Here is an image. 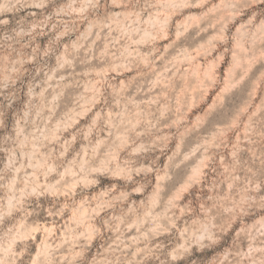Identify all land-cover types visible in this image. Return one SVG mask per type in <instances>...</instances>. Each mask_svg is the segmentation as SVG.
<instances>
[{
  "label": "rangeland",
  "instance_id": "374dc122",
  "mask_svg": "<svg viewBox=\"0 0 264 264\" xmlns=\"http://www.w3.org/2000/svg\"><path fill=\"white\" fill-rule=\"evenodd\" d=\"M227 1L0 0V264H264V33L212 62Z\"/></svg>",
  "mask_w": 264,
  "mask_h": 264
},
{
  "label": "bare ground",
  "instance_id": "6f19581e",
  "mask_svg": "<svg viewBox=\"0 0 264 264\" xmlns=\"http://www.w3.org/2000/svg\"><path fill=\"white\" fill-rule=\"evenodd\" d=\"M258 3H261L262 6H264V0H258ZM224 5H225L226 10L229 12V19L227 21H223V23H222L221 35H220V39H219V42H218L219 43V47L217 46L218 48H212V50H211L212 55H211L210 58H211L212 62L215 61V60L217 61V59L219 61H220V59L221 60L222 59H228L229 65L235 66L237 64L239 65V63L241 62V57L236 55V54H234V53H231L230 46L233 43H238V44L241 45L240 47H242L244 49L247 48L248 46H250L249 42H251V43L254 42L257 39V37H259L258 35L262 36L261 34L264 33V24H262V25L258 24L256 26H254L252 31H249V33H244L243 32L242 36L237 37L235 35V32H234L235 26L237 25L236 27L238 28V30H240L241 25H242L241 22H242V19H243L242 17L246 13V11L243 8L242 9H238L236 2H234L232 0L225 2ZM216 6H217V4H216ZM244 34L245 35L247 34V36L244 37L243 36ZM211 44H212V42L209 43V45H211ZM243 59L245 60V63H247V64L250 61V60H248L247 56H244ZM205 63H207V62L205 61ZM211 76L215 79L216 74H215L214 70H211ZM154 192H156V189H155ZM85 214H86V210H84L81 214L77 213V214H73V215L76 218H82L83 217L84 218L83 221H84L85 227L88 230L92 231L94 226H95L94 225L95 223L91 219H85Z\"/></svg>",
  "mask_w": 264,
  "mask_h": 264
}]
</instances>
